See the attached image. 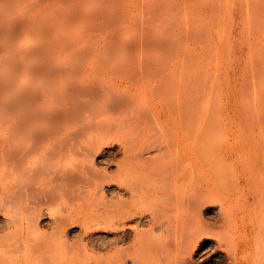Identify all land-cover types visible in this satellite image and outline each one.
<instances>
[{
    "label": "rangeland",
    "instance_id": "374dc122",
    "mask_svg": "<svg viewBox=\"0 0 264 264\" xmlns=\"http://www.w3.org/2000/svg\"><path fill=\"white\" fill-rule=\"evenodd\" d=\"M102 6L107 10L103 11ZM127 31L133 38L131 37L132 41L126 45L121 43L120 37L126 35ZM117 61L121 64L120 67ZM122 62L125 67H122ZM128 62L130 69L126 67ZM131 62L143 66L144 63H148V66L154 64L153 70L149 68V71L144 73L146 84L159 83L160 80L175 84V88L168 93L176 92L180 95L178 99L182 103L173 99L169 104L175 106L178 101L177 105H184L185 110L178 113L183 119L188 117V114L190 116L197 103L198 112L194 111L197 116L195 120L198 118V124L195 123L198 128L196 140L192 139L194 126L190 125V128L174 119L169 123L174 127L173 130L169 127L164 131L160 127L157 128L155 118H150L149 125L152 127L148 125L142 130H128V127L123 126L112 127L111 134L103 139V143L101 141L98 144L100 148L99 152L96 150L97 153L93 155L94 161L90 160L92 155L86 160L82 158L85 162L82 159L80 161L83 163L73 160L72 157L71 160L68 158L63 161L66 163L64 166H67L69 160L76 161H72L74 167L70 170L74 168L84 171L80 182L75 181L71 186L53 182L49 194H52L54 189L59 191V187L62 191L64 188L69 191L68 188L72 190L78 186L80 189L69 193L74 195L72 205L76 207L78 202L82 201L77 198L80 197L78 194L83 188L90 189L92 179L89 178L91 174L96 173L91 170V164L87 166L88 161L94 163L93 167L100 170L101 175L104 171V177L110 175L104 178L105 180L101 178L105 182L102 192L104 191L107 201H114L115 195H121V192H118L121 180L116 176V172L118 166L127 159L124 155L127 135L141 138L155 133L154 143L149 145L150 149L147 150V146L142 149V155L150 157L156 154L155 144L163 146L175 142L174 136L182 129L184 142L196 151V156L202 163L200 176H210L215 185L221 186V190L235 193L234 204L239 198L238 205L243 203L241 197L244 188L236 185V181L241 179L240 182L244 185L243 180H246L249 173L246 162L257 156H264V139L261 138H264V0H0V140L5 138L4 130L10 131L11 127H15L14 130L22 127L20 133L17 132V137L23 135L19 138H26L31 134L35 137L42 127H46L45 130L48 127L53 129V126H45V122L47 123L57 110L62 112L65 107L69 110L73 104L74 107L81 98L83 99L84 96L79 95L77 91V85L83 82L94 85L93 89H98L101 84L100 92L103 94L97 95L99 102L106 94H114L113 86L127 77L131 67L136 68V64L131 66ZM34 65L37 66L35 69ZM113 66L122 67L123 71H115ZM92 67L96 69L91 72ZM105 67L113 69L112 73L117 72L119 76L105 73L102 71ZM126 70L127 74L124 76ZM53 71L54 73H51ZM120 72L124 77H121ZM131 73L134 74V71ZM131 73L129 75L133 76ZM51 88L54 90L51 91ZM37 92L41 93L42 96H37L41 100L35 98ZM192 94H196L195 103L187 100ZM71 96H76V100ZM186 102L189 107L185 106ZM66 103L70 104V107ZM135 105L137 104L132 105L130 109H136ZM90 110L91 108L84 111L88 114L87 111ZM175 113L173 112L174 117L177 116ZM115 115L109 118L115 120L120 117ZM43 118L48 120L44 121ZM94 118L90 119L91 123L102 121L104 117ZM76 122L69 128L85 125V121ZM63 124L58 126L57 130L65 128L66 123ZM93 129L96 130V126ZM88 130L90 133L86 132V136L82 134L78 137L80 141L84 139L80 144L85 141L88 143V139L98 134V131L90 128ZM21 131L24 133L21 134ZM10 142L0 151V186L2 181L6 183L10 173L6 165L1 164V158L8 155ZM78 143L79 141L77 145ZM49 164L51 163L47 161L43 165ZM57 165L63 167L62 164ZM76 165L81 166L82 170ZM30 166L28 174L19 176L11 186L18 191L23 187L28 188L30 193L26 197L10 196L0 191V238L8 239L9 233L18 225L24 211L22 209L28 204L38 207L39 203H44V207L47 211L50 210L52 216L59 210V199L53 202L41 200L42 202L38 203L40 188L35 175L40 172L42 162H30ZM86 175H89L88 178ZM95 175L98 176L97 173ZM111 178L112 181L109 180ZM4 187L6 188L5 185ZM114 190H117L116 194ZM247 203L250 205L251 201ZM217 205L219 204L209 206L202 214L203 218L214 221L216 214L213 211L218 209ZM3 218L10 222L7 227L2 223ZM35 223L40 227L44 225L42 219H37ZM75 225L72 224L68 228L67 235L70 240L75 239L74 236L79 231ZM44 230L47 234L51 231L46 225ZM35 239L30 237L25 243L35 242ZM7 249L10 253H19L22 250L21 242L17 241ZM45 261L47 259L43 260V264ZM32 264L37 263L34 261Z\"/></svg>",
    "mask_w": 264,
    "mask_h": 264
},
{
    "label": "bare ground",
    "instance_id": "6f19581e",
    "mask_svg": "<svg viewBox=\"0 0 264 264\" xmlns=\"http://www.w3.org/2000/svg\"><path fill=\"white\" fill-rule=\"evenodd\" d=\"M102 8L104 7L102 6ZM102 10L107 9L105 7ZM127 33L120 37L122 44L132 41V35ZM129 62L126 66L127 69H130ZM123 63L122 67H125ZM133 63L131 62V66ZM118 65L121 66L119 62ZM114 66L115 71L122 69V67L114 68ZM36 67L34 65L33 69ZM152 67L154 64L148 66V63L147 65L144 63L143 66L137 63L136 68L131 67L130 72L128 71L130 74L133 70L134 74L131 73L133 76L127 74L126 70L124 76L127 74V77L118 81L119 84L112 85L115 89L114 94H106V97L100 102L97 100V95L103 94L100 92L101 84L98 85V89H93L94 85H90L88 82L77 85V91L79 95L84 96L83 99L76 102L77 105L75 104L74 107L73 104L72 109L67 110L65 107L62 112L57 110L56 114L54 113L52 116L49 114L51 118L48 116L50 119L47 123L45 122V126H53V129L48 127L45 130L46 127H42L39 133L36 131L35 137L31 136L32 134L26 138H19L23 135L17 137L21 126L17 130H14L15 127H11L13 130L9 128L10 131L4 130L5 138L0 140V151L8 144L7 142H11L7 149L8 155L1 158V164L6 165L10 173L6 178L8 184L2 181L0 188L2 187L3 190L0 191L10 196L26 197L30 193L28 188L23 187L18 191L11 186L19 176L24 173L28 174L29 167H31L30 162L40 161L42 162L41 170L35 175L40 188V194L38 193L37 197L38 203L48 200L53 202L59 199L61 205L57 202L60 207L56 215L53 216L49 212L50 210L47 211V208L44 207V203H41L43 206L39 203L38 207L26 205L22 209L24 211L18 220V225L9 233L8 239L0 238V264H32L34 261L37 264H43L44 259H47L45 264H264V156H257L246 162L249 173L246 175V180H243L244 185L241 184V179L236 181V185H241L244 188L243 196H240L243 203L238 205L239 198L234 204L235 193L221 190V186L215 185L210 176L205 178L200 176L202 163L197 158L196 151L189 148L188 143L184 142L182 129L174 136L175 142L163 146L155 144L156 154L150 157H144L142 149L146 146L147 150L150 149L155 140L153 138L155 133H149L141 138L132 134L127 135L124 155L128 160L126 159L117 168L116 176L121 180L118 192H121V195H115L117 190L116 192L114 190L115 194H113L116 196L114 201H107L103 194L104 191L102 192L103 184H105L102 179L110 175L104 177L103 171V177H100L102 176L100 170L95 169L94 163H88V161H86L89 164L87 166L91 164V170L95 171L98 176L95 175L96 173L91 174L90 189L84 190L83 188L78 194L80 197L77 198L82 201L78 202L76 207L72 205L74 204L72 201L74 195L72 194L73 198L72 195H69L75 188L72 190L68 188L70 192L64 188V192L59 187L61 191L54 189L55 193L52 191V194H49L53 182H61L64 186H71V183L78 180L80 182L83 177L81 174L84 171L81 166L77 165L78 168L81 167L82 171L74 168L70 170L76 162L73 160L81 163L82 158L86 160L96 154V150L99 152L98 144L101 141L104 142L103 139L109 135L112 127L123 126L128 127V130L130 128L142 130L151 123L149 122L150 118L156 119L157 128L160 127L162 131L168 127L174 129L169 125L171 119L177 120L181 124L184 123L190 128V125L195 127L198 124V118L195 120L198 112L197 103L194 105L196 94H192L190 99H187L188 102H190L189 100L194 102L193 110L196 113L193 111L190 114V116L193 114L192 118L188 114V117L183 119V116L178 114L181 110H185L184 105L180 104L181 100L178 99L180 95L176 92L168 93L169 90L175 88L173 82L160 80L159 83L150 85L145 83L144 73L149 71V68L153 70ZM95 69L92 67L90 71ZM113 69L105 67L102 71L110 74L114 72ZM55 73L57 75V71ZM115 74L117 77L119 76L117 72L112 73L113 76ZM120 75L124 77L123 73ZM32 77H30L31 80ZM52 79H50L51 82ZM51 89V91L54 90ZM37 93L35 98L40 99L37 96L41 93ZM74 98L76 100L77 97H73V100ZM173 99H178L179 105H177V101L175 106H171L169 101L171 102ZM134 104H137L135 105L136 109L131 110L130 107ZM68 105L70 107V104ZM188 105L187 103L185 106L189 107ZM86 107L91 108L90 111H87L88 114L85 111L89 108L85 109ZM173 112H176L177 116L174 117ZM113 114L120 115V117H116L115 120L109 118ZM94 117H108L109 119L103 118L102 121L91 123L90 119ZM44 119L48 120V118ZM75 120L85 121V125L70 129L69 127L73 122H76ZM70 122L72 123L70 124ZM63 123H66V127L57 130L58 126ZM92 125L96 126V130L93 129L94 127H90ZM150 126L152 127V125ZM27 127L29 126L27 125ZM196 127L192 133L193 141L196 140L198 134ZM89 128L98 131V134L96 133L95 137L92 134V139L87 138L88 143L85 141L82 146L80 143L84 139L80 141L78 137L86 132L88 134ZM116 135L113 134V136ZM77 138L78 140L75 142ZM77 141L81 147L77 145ZM154 147L152 146V148ZM92 156L90 160L94 161V156ZM70 157L74 163L70 161ZM68 158L71 163L66 161L68 164L64 166L66 163L63 161ZM47 161L51 164L43 165ZM57 164H62L63 167H58ZM87 169L89 172L88 167ZM92 175H95L94 179ZM85 179L86 177L83 178V180ZM109 180L112 181V178ZM77 189L75 190L77 191ZM249 200L251 201L250 205L247 203ZM216 203L219 204L217 205L218 209L213 211L216 214L214 216L216 219L214 221L204 219L202 214L209 209V206ZM37 219H42L44 225L50 227L49 234L44 230V225L40 227L35 223ZM2 223L6 226L10 222L3 218ZM72 224H76L79 228L78 233L75 232V239L71 237L74 240L68 239L67 235L68 228ZM30 237L41 239L39 241L35 239V242L26 244V240ZM17 241L21 242L22 250L19 253H10L7 249L8 246ZM33 253L37 255L33 256Z\"/></svg>",
    "mask_w": 264,
    "mask_h": 264
}]
</instances>
